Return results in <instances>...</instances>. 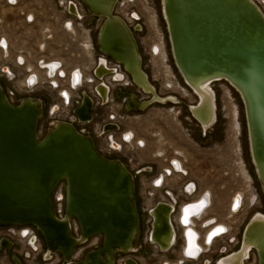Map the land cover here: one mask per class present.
I'll return each instance as SVG.
<instances>
[{"label": "water", "instance_id": "1", "mask_svg": "<svg viewBox=\"0 0 264 264\" xmlns=\"http://www.w3.org/2000/svg\"><path fill=\"white\" fill-rule=\"evenodd\" d=\"M81 1L91 14L89 23L94 17L102 18L96 36L97 49L120 62L135 85L143 88L135 78V74H139L152 87L148 91L142 89L149 96L142 101H137L134 92L118 89L117 97L129 96L126 111H143L154 103L164 105L161 99L174 98L167 95L154 100L155 88L142 68L133 33L121 18L112 14L116 0ZM70 11H74L72 6ZM169 11L177 56L173 53L163 10L161 14L174 66L185 85L192 89L185 77H212L214 81H225L239 95L251 162L260 180L252 159L250 135L264 173V17L261 11L251 0H170ZM109 20L121 32V37L113 42L128 54L127 57H117L105 42ZM135 29L139 30L140 26ZM128 61L133 68L126 67ZM102 69L100 65L95 74H104L106 71ZM99 88L104 97L105 89ZM30 99L27 97L19 104L11 105L0 88V225L35 226L47 251H57L65 264L78 244L68 222V218L74 217L82 240L96 234L101 235L102 240L97 248L70 264H114L115 250L132 251L138 233L134 183L130 173L124 170L121 162L99 154L91 138L75 131L70 124L57 123L67 128L54 125L38 141L35 129L41 105L38 99L34 104ZM212 101L213 125L216 121L215 95ZM166 103L174 101L168 99ZM177 103L178 98L174 104ZM190 108L188 105L189 114L200 124ZM90 110L91 100L83 94L82 103L74 112L80 121H86L91 119ZM61 179L65 181L63 219L55 216L52 206V190ZM168 212L169 207L163 203L153 210L152 237L161 249L172 240ZM4 246L10 248L11 243L2 239L0 248ZM11 258L15 264H23L15 254ZM127 262L134 264L130 259ZM258 264H264V252L259 256Z\"/></svg>", "mask_w": 264, "mask_h": 264}, {"label": "built area", "instance_id": "2", "mask_svg": "<svg viewBox=\"0 0 264 264\" xmlns=\"http://www.w3.org/2000/svg\"><path fill=\"white\" fill-rule=\"evenodd\" d=\"M132 1L116 0L112 13L121 18L134 33L143 30L140 13L134 9H127L123 14L117 12L119 5L124 6ZM255 1L261 4L258 0ZM70 6L74 11H70ZM83 7L85 6L81 0H67L65 11L71 18L81 20ZM78 10L81 16L76 12ZM137 25L140 26L139 30L135 29ZM94 58L97 59L96 62H90L88 67L74 66L71 69L64 68L58 59V62L51 63L47 62L49 60H39L37 66H26L25 62L20 61L19 64L24 66L25 76L12 89L20 92L19 102L27 97L33 98L31 95L38 86L52 94L46 110V114L52 119L51 124L67 122L77 131V125L89 126L92 133V137H89L97 152L108 159L121 162L130 173L134 183L138 233L132 251L115 250L114 264H131L127 262L129 259L134 264H217L220 259L233 253L238 244L240 229L246 219L236 229H233L230 219L246 210L248 195L243 192L231 193L224 201L226 215L220 218L212 212L216 199L214 192L199 187L196 179L190 176L187 157L181 151L152 150L149 159L144 162L139 153L145 148V143L125 124L129 118V112L125 109L129 96L117 97L116 91H129L127 88L133 87L137 91L134 92L137 101L146 100L149 96L133 83L120 62L100 51ZM101 64L107 69V73L97 76L95 71ZM6 68L9 69L2 66L0 70L10 82L14 75ZM73 69H77L78 74ZM99 86L105 89L104 97L98 91ZM138 93L145 97L138 98ZM83 94L91 100V119L86 121H80L74 112L81 105ZM36 99L41 105V99ZM191 119L194 120L192 117ZM106 126L110 127L106 129ZM79 132L83 134V131ZM159 203L169 207L168 223L172 231V240L164 249L152 237L153 210ZM52 206L55 216L62 218L65 213L63 184L60 188H54ZM221 222L227 223L226 230L213 234ZM69 226L74 236L80 233L79 224L74 217H70ZM193 232L197 234L196 242L200 247L194 254L196 246L192 240ZM2 239L8 240L11 247L0 248V264H15L12 254L18 256L23 264L63 263L62 256L57 251H47L38 229L31 224L0 225V241ZM101 240L99 234L89 236L69 255L65 264L82 259L87 251L97 248Z\"/></svg>", "mask_w": 264, "mask_h": 264}, {"label": "rangeland", "instance_id": "3", "mask_svg": "<svg viewBox=\"0 0 264 264\" xmlns=\"http://www.w3.org/2000/svg\"><path fill=\"white\" fill-rule=\"evenodd\" d=\"M14 1L16 0H0V68L7 66L14 75L8 82L0 70V85L9 103L17 105L21 94L19 91L14 92L12 87L16 88L25 76L24 66L19 64L20 61L25 62L26 66H37L39 60L58 59L64 68L88 67L90 62H96L94 57L99 55L96 36L102 20L94 17L89 23L91 14L85 7L83 19L71 18L65 11L67 0H17L16 5L9 4ZM159 4V0H133L124 6L119 5L117 12L123 14L127 9H134L140 13L143 30L134 32L133 36L142 58V68L160 96H176L179 103H154L143 111H131L125 124L144 141L145 148L139 153L144 162L149 159L152 150L181 151L187 157L190 176L196 179L199 187L214 192L216 199L212 212L220 218L226 215L224 201L231 193L243 192L248 195L246 210L230 219L233 229L240 228L242 220H247L254 211L264 213L263 194L248 153L241 101L225 81L213 82L211 86L216 100L215 123L202 131L191 119L187 106L195 103V98L181 82L171 61ZM260 6L262 7L261 4ZM262 10L264 12V8ZM159 33L163 36L166 62L159 55L152 57L150 54V47L158 42ZM87 36L92 44L91 55L84 49ZM167 67L169 72L166 71ZM39 87H36L31 96L41 99L43 114L38 118L36 126L37 137L41 139L52 127V119L46 114V110L53 95ZM127 89L137 92L133 87ZM139 97L145 96L139 94ZM235 107L240 128L237 133L232 125V110ZM77 129L92 137L89 126L77 125ZM241 162L245 165L248 179L239 169L238 164ZM62 184L63 182L58 183L55 189ZM140 252L144 253L142 249ZM255 263V254L251 252L245 264Z\"/></svg>", "mask_w": 264, "mask_h": 264}, {"label": "bare ground", "instance_id": "4", "mask_svg": "<svg viewBox=\"0 0 264 264\" xmlns=\"http://www.w3.org/2000/svg\"><path fill=\"white\" fill-rule=\"evenodd\" d=\"M251 1L255 3V5L261 11V13H262V15L264 17V12L262 10V8H264V0H258L262 4L263 7H261L255 0H251ZM94 3H98V0H96ZM159 3H160L159 4L160 12H161V10H163V15H164L165 21L167 22V25H168V31L170 33L173 53H174L175 56H177V54H176V44H175V39H174V35H173V28H172V19H171L170 11H169L170 0H159ZM76 12L81 16V13L79 12V10L76 11ZM161 16H162V14H161ZM162 20L164 21L163 17H162ZM165 21H164V26H165L166 38H167V42H168L169 54H170V58H171V61L173 63V66H174V62H173V59H172V56H171L170 45H169V41H168ZM100 25H101V23H100ZM106 25L107 26H106L105 42H106L107 46H109V49L113 50V53L117 57H121V55L124 56V57H127L128 54L126 52H124L122 50V48H120V46L114 44V42H113L115 38L121 37V32H120L119 28L117 26H115V24L113 23L112 20H109ZM158 38H159L158 42H156L155 45L150 47V53H151L152 57L155 56V55H157V56L159 55V57L163 61L166 62V53H165V50H164L163 36L159 33V37ZM84 49L86 50V52L89 55H91V42L88 39V36L84 40ZM51 62H56V61H50V63ZM101 66H102V64H101ZM126 67L133 68L132 64H130L129 61L127 62ZM102 68H103L102 71L104 70V71H106L105 73H107V69H105L104 66H102ZM174 68H175V66H174ZM175 70L177 71L176 68H175ZM73 71H75L78 74L77 70H73ZM166 71L169 72L168 67H167ZM177 73H178V71H177ZM178 75H179V73H178ZM170 76H171V74H170ZM179 77H180L181 82L183 83V85L194 96L195 103L189 104V105H191L190 109L193 112V114L200 121V124L197 123L199 128L203 129L204 131H206L207 129H209L212 126V122H213V112H212V110L214 108L213 107L214 104L212 105V102H213L212 99H213V96L215 95V92H214V90H213V88L211 86V83L216 82V81L212 80V77H205V78H197V77L188 78V77H185V81L188 82L189 85L192 88V89H189L185 85V83L183 82V79L181 78L180 75H179ZM135 78H136V81H138L142 85V87H143L142 89H144L145 91L151 90L152 87H150L144 81L143 77H141L139 74H135ZM123 80H125V78H123ZM218 81H222V80H218ZM168 82H170V80H168ZM0 88H1V90L3 92V94H4L5 100L9 103V101L6 99L5 93H4L1 85H0ZM183 89H185V88H182V90ZM98 91L101 93L102 89L99 88ZM154 91L155 92H154L153 97H154V100H155L160 95L157 93L156 89ZM185 91H186V89H185ZM238 97H239V95H238ZM35 99L36 98H31L29 101L34 104ZM168 99L174 101V103H175V101H177V97H174V98L173 97H169ZM168 99H161L160 101L163 102V104H166V101ZM239 99H240V97H239ZM240 101H241V99H240ZM174 103H169V104L174 105ZM9 104H11V103H9ZM11 105H13V104H11ZM144 105L145 104H143L142 107H144ZM241 105H242V102H241ZM146 108L147 107H145V109ZM242 109H243V106H242ZM41 114H42V109H41ZM215 115H216V112H215ZM243 115H244V112H243ZM237 120H238V111H237V109L235 107L232 110V121H233L232 125H233V128H234L235 132L236 131H240L239 125L237 123ZM244 120H245V116H244ZM59 122H62L64 124H69V123L63 122V121L53 122V126L51 127V129L53 127H55L54 125H56ZM64 124L63 125H59L58 124L59 126L58 125H56V126L58 128H60V129H64V128L66 129L67 126L64 125ZM74 130L77 131L76 129H74ZM46 133H45V135H46ZM245 133H246V138H247L246 121H245ZM45 135L43 136V138L45 137ZM35 136H36V139L38 141H41L43 139V138L39 139L37 137L36 129H35ZM84 136H86V135H84ZM247 143H248V140H247ZM250 143H251L252 159H253V162L255 164V168L257 170V173H258V175L260 177V180L258 179L259 183H260V187L262 186V188H263V189L261 188V191H262V194H263L262 197H263V201H264V173H263L262 167H261V165H260V163H259V161H258V159H257V157H256V155L254 153L251 135H250ZM248 153H249V157H250L249 146H248ZM250 159H251V157H250ZM242 164H243V162H241V164L240 163L238 164L239 165V169H240L241 173L245 176V178L248 179L249 175H248V173L246 171L245 165L243 166ZM122 166L124 167V170H127L123 164H122ZM252 166H253V164H252ZM253 170H254V167H253ZM254 173H255V170H254ZM60 182H63V187L65 189V181L62 180V179L59 180L55 184L54 188ZM54 188H53V190H54ZM53 190H52V192H53ZM202 204H204V203H202ZM64 215H65V213L62 215V218H60V219H63ZM68 222L70 224V218H68ZM70 231H71V229H70ZM222 231H224V226L219 224V227H217V231L215 232V234H219ZM71 234H72V232H71ZM239 236L240 237H239L238 244L235 247L233 253H231L228 256L220 259L217 264H245V261L249 259L251 252H253L255 254V257H256V263L255 264H258L259 256L261 255V253L264 252V213H262L259 210L254 211L247 218V220L245 221V223H244V225H243V227L241 229V232L239 233ZM74 237H75V240L78 241V244L73 248V250L70 253V255L75 251L76 247L79 244H82V243H84L87 240V238L85 240H82L83 237L80 236V233H78V235L74 236ZM192 237H193V239H192L193 243L196 246L195 250L192 253V254H194L195 251H199L200 250V247H199V245L196 242L197 234L193 232V236Z\"/></svg>", "mask_w": 264, "mask_h": 264}, {"label": "flooded vegetation", "instance_id": "5", "mask_svg": "<svg viewBox=\"0 0 264 264\" xmlns=\"http://www.w3.org/2000/svg\"><path fill=\"white\" fill-rule=\"evenodd\" d=\"M9 4H11V5H16L17 4V0L16 1H14V2H11V3H9ZM71 23H72V20H71ZM20 58H21V56H19ZM48 62H50V61H48ZM56 62H58V61H56ZM6 70L9 72V69L8 68H6ZM79 72V71H78ZM220 225H223L224 226V231L226 230V227H227V224L226 223H223V222H221V223H219ZM219 224H218V226L217 227H219ZM217 231V228L215 229V231H214V233L213 234H215V232ZM193 236V235H192ZM240 237V236H239ZM210 239V238H209Z\"/></svg>", "mask_w": 264, "mask_h": 264}]
</instances>
